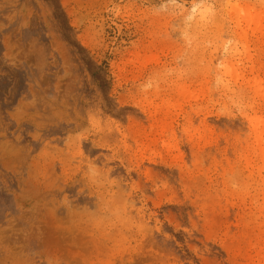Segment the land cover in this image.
Instances as JSON below:
<instances>
[{"label": "rangeland", "instance_id": "374dc122", "mask_svg": "<svg viewBox=\"0 0 264 264\" xmlns=\"http://www.w3.org/2000/svg\"><path fill=\"white\" fill-rule=\"evenodd\" d=\"M255 116L264 0H0V264H264Z\"/></svg>", "mask_w": 264, "mask_h": 264}, {"label": "bare ground", "instance_id": "6f19581e", "mask_svg": "<svg viewBox=\"0 0 264 264\" xmlns=\"http://www.w3.org/2000/svg\"><path fill=\"white\" fill-rule=\"evenodd\" d=\"M193 10L196 12L198 10L199 13L202 14V10L198 9L197 7H194ZM202 16H204V14H202ZM250 122L252 124L254 138L257 143L255 148L259 152V154L263 155L262 157L264 158V118L259 117V116L251 117Z\"/></svg>", "mask_w": 264, "mask_h": 264}]
</instances>
